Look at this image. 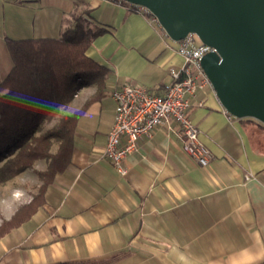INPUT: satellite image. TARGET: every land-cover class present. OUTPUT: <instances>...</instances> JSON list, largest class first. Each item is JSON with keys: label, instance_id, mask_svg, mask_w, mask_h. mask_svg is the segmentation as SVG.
Wrapping results in <instances>:
<instances>
[{"label": "crops", "instance_id": "obj_1", "mask_svg": "<svg viewBox=\"0 0 264 264\" xmlns=\"http://www.w3.org/2000/svg\"><path fill=\"white\" fill-rule=\"evenodd\" d=\"M72 11L107 29L86 53L109 73L73 97L69 111L96 95L77 121L70 163L0 237V264H264V128L230 114L213 87L188 110L212 153L206 166L181 152L173 123L138 141L124 174L101 155L113 91L132 82L160 94L182 65L179 42L149 15L118 0H0V81L12 67L5 38L58 37Z\"/></svg>", "mask_w": 264, "mask_h": 264}, {"label": "trees", "instance_id": "obj_2", "mask_svg": "<svg viewBox=\"0 0 264 264\" xmlns=\"http://www.w3.org/2000/svg\"><path fill=\"white\" fill-rule=\"evenodd\" d=\"M58 37L6 38L12 67L0 81V184L38 162L36 193L0 222V237L27 220L44 201L46 187L70 163L78 119L96 95L69 111L77 91L99 88L109 73L86 51L107 29L71 12ZM264 125L252 118H241ZM55 146V148H53ZM56 264H66L59 262Z\"/></svg>", "mask_w": 264, "mask_h": 264}, {"label": "water", "instance_id": "obj_3", "mask_svg": "<svg viewBox=\"0 0 264 264\" xmlns=\"http://www.w3.org/2000/svg\"><path fill=\"white\" fill-rule=\"evenodd\" d=\"M148 8L179 41L196 33L214 51L200 63L226 110L264 125V0H126Z\"/></svg>", "mask_w": 264, "mask_h": 264}, {"label": "built area", "instance_id": "obj_4", "mask_svg": "<svg viewBox=\"0 0 264 264\" xmlns=\"http://www.w3.org/2000/svg\"><path fill=\"white\" fill-rule=\"evenodd\" d=\"M118 1L128 11L147 14L151 21L158 23L157 18L143 5ZM196 36V33L189 31L178 41L176 51L183 62L177 70L171 71L172 80L162 93H152L132 82H124L113 91V120L101 155L109 159L121 174L126 171L122 167V160L137 149L141 138L152 137L155 128L162 123H173L171 129L181 138V152L190 156L197 165L204 167L212 158L211 151L201 141L199 130L188 114L198 94L212 87L200 59L204 54L214 51V48L200 39L197 41ZM202 103L200 99L196 101L198 105Z\"/></svg>", "mask_w": 264, "mask_h": 264}, {"label": "rangeland", "instance_id": "obj_5", "mask_svg": "<svg viewBox=\"0 0 264 264\" xmlns=\"http://www.w3.org/2000/svg\"><path fill=\"white\" fill-rule=\"evenodd\" d=\"M196 39L199 40L198 36ZM43 165V162L38 161L24 174L0 184V222L2 219L8 218L19 204L29 201L32 194L36 193L40 183L36 170L42 169Z\"/></svg>", "mask_w": 264, "mask_h": 264}]
</instances>
